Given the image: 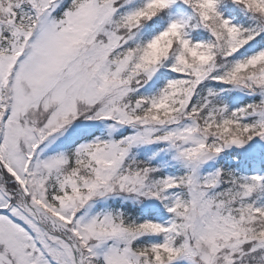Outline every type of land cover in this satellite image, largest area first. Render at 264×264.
Masks as SVG:
<instances>
[{
	"label": "snow or ice",
	"instance_id": "snow-or-ice-1",
	"mask_svg": "<svg viewBox=\"0 0 264 264\" xmlns=\"http://www.w3.org/2000/svg\"><path fill=\"white\" fill-rule=\"evenodd\" d=\"M0 264H264V0H0Z\"/></svg>",
	"mask_w": 264,
	"mask_h": 264
}]
</instances>
